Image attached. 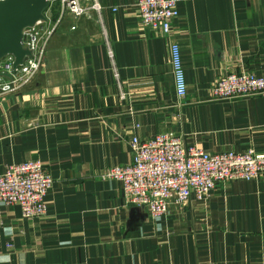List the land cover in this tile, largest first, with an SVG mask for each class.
Segmentation results:
<instances>
[{
    "label": "crops",
    "instance_id": "crops-1",
    "mask_svg": "<svg viewBox=\"0 0 264 264\" xmlns=\"http://www.w3.org/2000/svg\"><path fill=\"white\" fill-rule=\"evenodd\" d=\"M101 1V23L72 30L67 15L34 82L0 100V174L36 160L54 179L43 217L0 203V264H264V174L192 195L159 219L103 177L133 160L134 136L170 132L207 152L264 153V94L213 95L221 76L264 74V0H184L170 35L140 23L136 0Z\"/></svg>",
    "mask_w": 264,
    "mask_h": 264
},
{
    "label": "built area",
    "instance_id": "built-area-1",
    "mask_svg": "<svg viewBox=\"0 0 264 264\" xmlns=\"http://www.w3.org/2000/svg\"><path fill=\"white\" fill-rule=\"evenodd\" d=\"M184 0H136L139 21L148 28L170 35L179 17V4ZM101 0H49L45 18L24 29L23 46L30 53L15 67V56L0 61V100L30 86L46 61L50 42L66 16L74 24L86 19L102 22ZM114 11L118 8L114 7ZM102 35L114 67V52L107 30ZM174 86L179 98L186 97V81L182 52L177 43L171 45ZM264 94V74L258 72L229 73L218 78L213 95L218 99H240ZM133 160L107 170L103 177L121 182L126 203L144 207L152 219L169 213L172 206L183 205L192 195L205 200L219 184L233 180H254L264 174V153L248 149L207 152L197 146H185L180 136L163 132L151 138H132ZM54 179L46 166L36 160L13 164L0 174V203L17 204L23 218H39L47 214L45 197Z\"/></svg>",
    "mask_w": 264,
    "mask_h": 264
},
{
    "label": "water",
    "instance_id": "water-1",
    "mask_svg": "<svg viewBox=\"0 0 264 264\" xmlns=\"http://www.w3.org/2000/svg\"><path fill=\"white\" fill-rule=\"evenodd\" d=\"M49 0H0V61L15 56V67L30 52L23 46L24 29L45 18Z\"/></svg>",
    "mask_w": 264,
    "mask_h": 264
}]
</instances>
